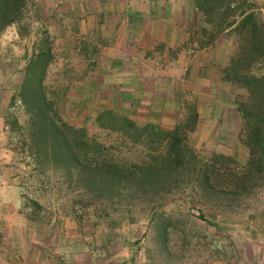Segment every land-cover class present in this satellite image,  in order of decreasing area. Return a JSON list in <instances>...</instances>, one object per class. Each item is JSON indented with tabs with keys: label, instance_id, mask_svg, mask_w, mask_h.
<instances>
[{
	"label": "rangeland",
	"instance_id": "1",
	"mask_svg": "<svg viewBox=\"0 0 264 264\" xmlns=\"http://www.w3.org/2000/svg\"><path fill=\"white\" fill-rule=\"evenodd\" d=\"M251 1L257 5L264 19V0ZM58 14L43 9L41 0H29L24 19L26 34L20 36L16 25H11L0 35L1 116L16 118L20 126H25L28 116L17 97L23 77L22 67L25 58L32 54L34 43L46 36L52 47L53 59L44 82L62 119L83 128L88 138L103 143L113 160L125 164L146 163L151 152L144 144L127 137L123 128L119 129V122H113L112 128H105L97 121L99 114L112 110L114 117L124 115L132 119V116L134 122L142 125L137 121V114L113 106L107 99L102 100V105H99V99H89L92 91L84 86L91 80L88 71L95 60L86 58L85 46L82 47L76 30L71 32L72 27L67 30V38L62 39L58 37L57 27L45 25L47 18L53 21L58 19ZM193 32H199L200 36V27ZM199 38L186 45V51L179 59L174 55L170 60L172 64L169 60L163 62L165 66L162 65L161 69L164 71H158L159 97L168 96V101H165L168 105L165 103V108L154 107L156 120L151 123L172 128L184 120L187 105L194 104L198 118L194 130L186 132L188 144L202 159L222 153L233 157L238 163L237 168H240V163L248 156V149L241 141L243 120L238 103L245 100L247 91L225 79L224 75L218 82L213 77L214 81L199 80L202 78L199 73L185 78L182 64L194 58ZM222 42L218 49L223 60V56L227 59L229 53L228 40L223 39ZM237 44L231 50L236 51ZM191 47H194L193 52ZM250 72L264 75V59L257 62ZM77 93L81 94L80 101L73 97ZM102 121L106 124L112 122L106 115ZM4 131L0 126V145L9 142L8 149H13L15 156L0 166V179L13 178L14 184L20 187L23 204L15 211L27 217L29 214L36 219L33 223H39L46 229L62 228L68 233L73 230L78 244L76 248L84 254L80 257V264H238V260L246 263L249 259V252L245 251L248 245L264 243V179L249 196L238 198L232 207L210 209L207 203L192 200L188 193L173 190L171 193L162 191L151 203L138 197L123 198V205L117 209L107 207L102 211L88 206L83 191L69 185L59 171H41V168L36 169L29 164L30 158L21 151L17 139L11 137L13 133L8 126ZM14 132L20 134L16 128ZM29 199L37 200L41 205L36 213L26 207ZM200 210L204 214H200ZM167 218L178 221L176 226L168 228L167 234H163L162 224ZM83 258L88 262H82Z\"/></svg>",
	"mask_w": 264,
	"mask_h": 264
},
{
	"label": "trees",
	"instance_id": "2",
	"mask_svg": "<svg viewBox=\"0 0 264 264\" xmlns=\"http://www.w3.org/2000/svg\"><path fill=\"white\" fill-rule=\"evenodd\" d=\"M28 2L0 0V35L11 25H16L20 36L26 34ZM191 2L209 26L200 27L199 46L212 44L222 33L239 35L237 51L223 72L225 79L247 91L245 100L238 103L243 120L241 141L248 149L240 168L233 157L222 153L202 159L188 144L186 132L194 130L198 118L194 104L187 105L184 120L172 128L151 122L138 125L127 116L114 117L112 110L99 114L97 121L102 127L112 128L113 122H119V129L123 128L127 137L151 152L144 164H125L110 158L103 143L88 138L83 128L65 122L56 110L44 82L53 59L46 36L34 43L22 67L17 97L28 116L25 126H20L16 118L5 117L11 137L20 143L21 151L30 158L29 164L41 171H59L69 185L83 191L88 206L102 211L107 207L117 209L123 205V198L138 197L151 203L162 191L188 193L192 200L207 203L210 209L232 207L238 198L249 196L264 179V75L250 72L264 59V19L251 0ZM103 115L112 122L102 121ZM15 128L20 134L14 132ZM25 205L32 213L41 207L34 199ZM177 221L167 218L162 224L163 234Z\"/></svg>",
	"mask_w": 264,
	"mask_h": 264
},
{
	"label": "crops",
	"instance_id": "3",
	"mask_svg": "<svg viewBox=\"0 0 264 264\" xmlns=\"http://www.w3.org/2000/svg\"><path fill=\"white\" fill-rule=\"evenodd\" d=\"M41 5L47 12L60 13L53 21L47 18L45 25L57 27L62 39L70 29L72 33L76 30L85 46L84 55L95 60L88 71L91 80L84 86L92 91L89 99H99V105L107 99L113 106L137 114L141 124L155 122V106L166 107L168 96L159 97L158 71H164L163 62H170L174 55L179 59L186 45L199 38L194 29L205 26L191 0H41ZM223 39L228 40L229 56L222 60L218 47ZM236 44L237 36L225 33L212 44L199 46L194 58L182 64L185 78L199 73V80L221 81L224 68L237 51V47L231 50ZM0 118L5 133L7 124L1 113ZM5 142L0 145V166L15 156ZM22 204L20 187L13 178L0 179V264H80L84 254L76 248L74 231L46 229L33 223L36 219L29 214L27 217L15 211ZM245 251L249 259L246 263L238 260V264H264V243L248 245Z\"/></svg>",
	"mask_w": 264,
	"mask_h": 264
},
{
	"label": "built area",
	"instance_id": "4",
	"mask_svg": "<svg viewBox=\"0 0 264 264\" xmlns=\"http://www.w3.org/2000/svg\"><path fill=\"white\" fill-rule=\"evenodd\" d=\"M193 49H194V47H191V49H190V50H191V52H193ZM191 52H190V53H191Z\"/></svg>",
	"mask_w": 264,
	"mask_h": 264
}]
</instances>
